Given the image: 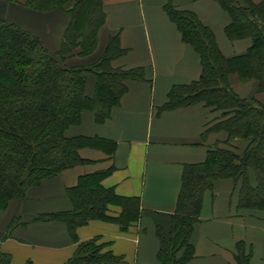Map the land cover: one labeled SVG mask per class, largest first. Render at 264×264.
Segmentation results:
<instances>
[{
  "label": "crops",
  "instance_id": "0c3cea01",
  "mask_svg": "<svg viewBox=\"0 0 264 264\" xmlns=\"http://www.w3.org/2000/svg\"><path fill=\"white\" fill-rule=\"evenodd\" d=\"M25 2L0 0V18L30 30L56 51L69 17L60 10L31 9ZM170 4L194 12L214 32L225 57L245 54L250 48V38L228 37L226 27L232 19L216 0H105V20L96 49L88 55L69 56L66 64L99 61L111 39L118 37L125 53L112 66L132 74L124 80L127 89L120 104L104 122L98 123L94 112L86 110L67 135L104 138L114 151L83 147L79 151L83 163L45 179L30 188L26 197L12 199L0 208V251L10 255L11 264H66L81 242L92 239L102 252L112 251L125 264H161L158 231L170 229L185 166L203 163L211 148L232 149L239 155L248 148L250 140L230 139L228 132L215 128L225 116L214 106L201 102L164 109L175 87L199 80L202 73L201 56L183 40L167 12ZM95 81L90 74L89 94L94 92ZM229 84L240 97L264 103L257 80L233 73ZM98 172H106L103 187L141 200V217L128 230H121L115 222L92 219L78 226L73 237L63 221L35 220L72 210L67 189L80 177ZM248 180L252 186L257 184L252 169ZM241 188L242 179L223 177L204 193L190 239L193 256L186 264H239L241 255L248 256V264H264V209L240 207ZM120 211L112 205L108 214Z\"/></svg>",
  "mask_w": 264,
  "mask_h": 264
},
{
  "label": "trees",
  "instance_id": "16d2710c",
  "mask_svg": "<svg viewBox=\"0 0 264 264\" xmlns=\"http://www.w3.org/2000/svg\"><path fill=\"white\" fill-rule=\"evenodd\" d=\"M104 1L26 0L25 5L31 9L60 10L69 17L56 51L30 30L0 18V208L12 199L26 197L30 188L45 179L83 163L81 148L103 146L114 151L112 143L104 138L67 135L68 128L79 124L86 110L94 112L98 123L104 122L120 104L127 89L124 80L132 74L112 66V61L125 53L118 37L111 39L99 61L80 66L65 64L69 56L88 55L96 49L98 31L105 20ZM216 1L231 16L232 22L226 27L228 37L250 38L252 44L245 54L225 57L214 32L194 12L168 5L167 12L183 40L200 54L202 73L199 80L175 87L164 109L204 102L223 111L225 117L216 129L228 132L230 139L250 142L242 155L216 147L209 149L203 163L185 166L170 229L158 231L161 264H186L192 258L193 226L199 220L204 193L215 180L242 179L239 206L264 209V103L240 97L229 84V76L238 73L244 79L257 80L264 92V0ZM90 74L96 78L93 94L87 88ZM250 169L256 175L255 186L248 180ZM105 174L84 175L67 189L72 210L40 215L35 220L63 221L73 237L78 226L92 219L115 222L121 230H128L141 217V200L119 196L103 187ZM112 205L121 211L109 215ZM238 261L248 264V256L241 255ZM0 264H11L10 255L0 251ZM66 264L125 262L112 251L102 252L92 239L81 242Z\"/></svg>",
  "mask_w": 264,
  "mask_h": 264
},
{
  "label": "rangeland",
  "instance_id": "374dc122",
  "mask_svg": "<svg viewBox=\"0 0 264 264\" xmlns=\"http://www.w3.org/2000/svg\"><path fill=\"white\" fill-rule=\"evenodd\" d=\"M47 43H48V41H47ZM48 44L50 45V42H49ZM52 51H54V50L52 49ZM65 62H66V61H65ZM65 62H64V63H65ZM65 64H66V63H65ZM66 65H67V64H66Z\"/></svg>",
  "mask_w": 264,
  "mask_h": 264
}]
</instances>
